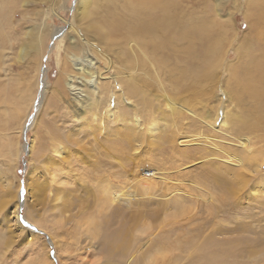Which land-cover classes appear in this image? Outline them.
<instances>
[{"label":"rangeland","instance_id":"1","mask_svg":"<svg viewBox=\"0 0 264 264\" xmlns=\"http://www.w3.org/2000/svg\"><path fill=\"white\" fill-rule=\"evenodd\" d=\"M77 3L0 0V264H264V113L236 104L223 68L238 66L253 28L264 31L252 24L264 0H175L195 56L216 52L191 61L192 87L130 69L119 44L87 33ZM72 62L96 83L67 88ZM225 110L259 125L233 137L219 124ZM223 182L236 191L225 195Z\"/></svg>","mask_w":264,"mask_h":264},{"label":"bare ground","instance_id":"2","mask_svg":"<svg viewBox=\"0 0 264 264\" xmlns=\"http://www.w3.org/2000/svg\"><path fill=\"white\" fill-rule=\"evenodd\" d=\"M174 2L175 0H78V3L74 10V15L75 17L77 16V18L80 19L81 23H84L83 24L84 29L87 31V33L90 32V34L93 37H95L96 40L103 42L104 44L107 45L119 44L123 50V52L121 53H124V55H122V57L124 58H120V59L123 60V63L126 64V66H129L130 69L134 67L142 68L145 70V74L147 72L149 75L151 73L153 74V69L154 70L162 69L163 71H167V73L170 74L173 83H175V81H178V83H182L183 80L186 79L187 81H192L188 83V87H192L193 85L198 84L197 74L199 73V70L195 71L189 68V65L192 63L191 61L196 60L198 63L204 64L208 61V58L213 57V55L216 52L213 50V47L209 45L206 47L205 51H203L202 56L199 57L195 56L194 49L196 44L191 40L190 37L191 26L188 25L190 26L188 27L182 23V26L180 27L179 23L176 22L175 17L177 16L175 17L173 16L175 14ZM259 13L260 15H263L261 14L262 12ZM260 15L259 14L257 15L258 20H255L252 24L259 25L260 20H264V18H260ZM8 16L9 15H7L6 17L4 16V18L7 19ZM251 37L254 40L253 45H248L246 47L236 49L235 55L237 56L238 59V63H239L238 66H235L233 64H228L223 68L227 73L228 88H230V90L234 92L233 93L234 97L232 96L233 97L232 99H234L236 104L243 105L245 102H248V110L250 112H255L257 110V113L258 112L261 113V111L264 113V31L262 32V30L260 29L257 30V28H253L251 32ZM181 40L184 41L185 43L184 44L182 43L183 45L180 44L179 46L176 47V41H181ZM180 52H182L184 55H181ZM183 62L185 64L187 63L188 65H183L182 67H179V63H183ZM216 62H219V60H217ZM68 70L75 75H67L65 82L64 78L61 77L63 73L61 72L58 76V79L56 80L57 87H60L61 84L65 82L67 88L69 87L72 89L78 88L74 84L76 82L74 78H80L81 80L83 79L82 80L83 82H85L86 80H94V82L96 81L95 79H92L94 76L93 75L94 72L91 71L90 68L76 67L72 62L66 71L68 72ZM130 77L131 76L128 77V80L126 79L125 86L128 87L132 86V80ZM151 77H153V80L156 79L154 78V76ZM214 78L215 75H213V79ZM225 83L226 81L224 82V84ZM83 84L85 83H81V85ZM86 84L88 83L86 82ZM101 84L103 88L106 86V82L104 83L102 82ZM87 86L88 85H86V87ZM86 91H88L89 94L97 93L94 90V88H92L91 86L86 88ZM73 95H76V93L75 94L73 93ZM75 98L78 100L77 103L83 100V99H78V97L76 96ZM251 98H253V100L256 101V103L253 105H251L252 103ZM98 104L99 103H96V105ZM171 104L173 103L171 102ZM173 106L174 104L172 105V107ZM177 108L179 107L177 106ZM105 111L107 112L108 115L111 116L113 115L111 111H109V109H105ZM161 114L163 115V112ZM236 114L238 113L236 112ZM227 120L229 121V130H232L233 133V134L231 133V135H233V137L234 136L240 137L242 133L253 132L257 128L256 125H259L260 116L257 115L253 120L249 119V121L248 119H245L244 116L242 117V119L241 118L236 119L234 116H229L228 112H226L225 110L223 112L222 119L220 120L219 124H226ZM126 136L129 139H131V138H136L138 134L135 131H131V132L129 131L126 134ZM167 140L165 139L166 143ZM102 149L104 153L107 155L109 150L108 146L107 145L106 147L102 146ZM229 153H228V157L236 158L234 152H233L234 155H230ZM240 158L237 157V161L238 163L240 161V164H243L242 162L245 160V156L242 157V159ZM239 175L242 176L241 171L239 172ZM232 176L234 177V175ZM235 178L238 177H236L235 175ZM240 179L242 178L240 177ZM248 183L246 182V185ZM223 184H225V189H223L225 195L233 194L236 191L237 186L234 185V182H232V185L226 184L224 182ZM222 186L224 187V185ZM38 189L39 187L35 188V191H39ZM104 192L106 196L107 194H109V191L107 193V189L104 190ZM119 197H120L119 194L116 193L113 194L112 192H110L107 201L114 202V200L119 199ZM116 212L120 214V210H116ZM136 215L139 214H134V216H130L133 217L134 219L133 222H135ZM122 221L125 220L122 219ZM124 233L126 234V232ZM126 244L127 242L125 243V245ZM111 247L109 246L108 248ZM117 250L119 251V249ZM122 251L119 253L121 257L124 256Z\"/></svg>","mask_w":264,"mask_h":264},{"label":"snow or ice","instance_id":"3","mask_svg":"<svg viewBox=\"0 0 264 264\" xmlns=\"http://www.w3.org/2000/svg\"><path fill=\"white\" fill-rule=\"evenodd\" d=\"M19 198L20 199H23L24 198V188L23 187H21V189H20Z\"/></svg>","mask_w":264,"mask_h":264}]
</instances>
